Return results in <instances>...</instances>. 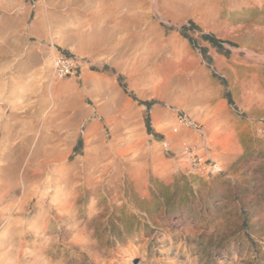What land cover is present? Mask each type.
I'll list each match as a JSON object with an SVG mask.
<instances>
[{"label": "rangeland", "instance_id": "1", "mask_svg": "<svg viewBox=\"0 0 264 264\" xmlns=\"http://www.w3.org/2000/svg\"><path fill=\"white\" fill-rule=\"evenodd\" d=\"M153 2L0 0V264H264V0Z\"/></svg>", "mask_w": 264, "mask_h": 264}, {"label": "trees", "instance_id": "2", "mask_svg": "<svg viewBox=\"0 0 264 264\" xmlns=\"http://www.w3.org/2000/svg\"><path fill=\"white\" fill-rule=\"evenodd\" d=\"M194 24H192L191 27H193ZM204 37L209 40L210 42H212L214 45H220L222 42L220 40H218L214 35L212 34H207V35H204ZM147 105H150L151 103H146ZM150 128V127H149Z\"/></svg>", "mask_w": 264, "mask_h": 264}, {"label": "bare ground", "instance_id": "3", "mask_svg": "<svg viewBox=\"0 0 264 264\" xmlns=\"http://www.w3.org/2000/svg\"><path fill=\"white\" fill-rule=\"evenodd\" d=\"M154 5H153V8L155 9V11H157V12H160V10H159V2H158V0H154Z\"/></svg>", "mask_w": 264, "mask_h": 264}, {"label": "built area", "instance_id": "4", "mask_svg": "<svg viewBox=\"0 0 264 264\" xmlns=\"http://www.w3.org/2000/svg\"><path fill=\"white\" fill-rule=\"evenodd\" d=\"M57 62H58V64L61 65V66H63V65L65 64V62L61 63V62H62L61 58H59ZM61 66H60V67H61ZM66 68H67V67L62 68V69L60 68V69H61V71L63 72V71L66 70Z\"/></svg>", "mask_w": 264, "mask_h": 264}]
</instances>
